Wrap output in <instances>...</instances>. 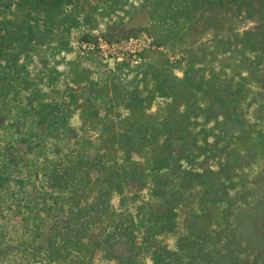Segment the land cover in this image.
<instances>
[{
    "label": "rangeland",
    "instance_id": "374dc122",
    "mask_svg": "<svg viewBox=\"0 0 264 264\" xmlns=\"http://www.w3.org/2000/svg\"><path fill=\"white\" fill-rule=\"evenodd\" d=\"M138 10H145L149 19L141 29L174 32L170 38L178 44L171 42L170 47L181 55L167 67L162 53H150L144 63L148 77L160 75L155 67L176 69L173 73L181 79L176 94L193 96L192 107L199 109L195 138L209 143L204 163L196 162L192 168L178 163L168 184L159 189L164 197L175 196L176 215L173 231L158 236L163 250L157 249L155 260L165 259L163 264H264V0H0V38L6 52L0 61V96L6 94L0 131L8 132V120L26 107L10 132L16 131V137L23 130L30 133L27 149L17 145L14 136L5 150L0 145V252L7 258L3 264H129L115 256L118 246L109 249L110 226L129 225L130 212L136 214L142 202L154 205L160 199L140 190L124 211L120 196L115 195L106 213L96 215L100 223L95 216L91 222L86 207L80 218L73 214L79 202L73 205L72 200L83 189L79 192L77 185L66 183L59 186V176L51 171L61 163L72 168L71 160L81 144L102 142L94 107L103 102L102 76L120 64L103 62L89 52L79 54L80 66L73 58L76 67L72 68L66 63L68 57L77 56L80 39L97 34L107 39L124 37L101 30ZM93 12L101 15L99 22L94 15L90 18ZM66 45L71 52L63 50ZM64 95L73 96L74 101L66 103ZM52 103L59 107L55 112L67 125L68 138L56 135L54 127L59 125L54 116H42ZM142 153L146 157L150 152ZM27 156L46 169H38L36 175L40 196L39 210L31 214L35 219L21 224L19 215L13 214L16 202L12 198L18 199V212H27L25 201L33 198L27 183L33 174L25 171L30 168L24 160ZM20 175L24 178L21 189ZM51 228L63 230V234L51 233L53 242L47 241ZM92 235H97L98 246L86 245ZM36 237L44 249L37 251L27 241ZM147 260L153 264L152 258Z\"/></svg>",
    "mask_w": 264,
    "mask_h": 264
},
{
    "label": "trees",
    "instance_id": "16d2710c",
    "mask_svg": "<svg viewBox=\"0 0 264 264\" xmlns=\"http://www.w3.org/2000/svg\"><path fill=\"white\" fill-rule=\"evenodd\" d=\"M1 27L0 25V35L3 34ZM3 43V39L0 38V61L6 57ZM20 59L22 57L18 58L19 61ZM13 60L17 61L16 58ZM145 65L129 66L120 63L116 67L117 70H112L108 75L102 76L105 90L100 91V96L103 102L99 105L100 107H94V112L97 108V123L103 135L102 142L92 144L93 146L87 143L81 144L79 154L73 158L74 160H71L72 168L66 163H61L58 169L51 171V174L59 176V186L66 183L77 185L79 192L83 189V192L76 194L72 200L73 205L79 202L73 214L80 218L84 207H86V210L93 212L92 215L90 213L87 216L92 218L91 222L95 220V216L100 223V219L96 215L106 213L115 195L120 196L119 206L121 209L127 211L129 204L131 205L138 198L140 190H148L155 194L160 199V203L148 205V203L142 202L136 214L130 212L131 225L121 224L122 222L112 224L110 232L108 231L110 236L107 235V239L110 250H117L116 246L119 247L120 250L118 249V254L115 256L121 258V263L123 261L129 264H147V259L152 258L153 264H163L165 259L155 260L157 249L163 250V246L158 244V236L173 231V219L176 213L172 202L175 196L164 197L159 189L168 184V178L177 171L178 163L186 164L190 168L196 162L204 163L208 156L207 146L209 143L207 141L198 142L195 138V117L199 109L192 107L193 96L190 99L188 95L181 97L176 94L175 87L178 82L181 83V79L175 77L174 71L158 67L155 69L160 75L148 77L147 73L149 72L146 71ZM182 82L184 83V80ZM5 96L6 94L0 96V109L1 104L6 100ZM4 98L5 100H3ZM64 100L66 103L73 102L74 97L64 95ZM152 106L154 111L150 112L149 108ZM26 109L24 107L22 111H16L14 119H7L10 125L8 124L5 128L8 129V132L5 131L3 134L0 131L2 149L5 150L9 146L12 136L15 141L17 140V145H24L26 149L30 146L27 144L29 132L23 130L17 137L15 136L16 131L10 132L15 129L16 119L22 116ZM47 109L49 111H45V114L42 115L43 118H48L49 114L54 116L55 124L59 125V127H54L57 131L56 135L61 136L60 138H68L65 131L67 125L60 122L57 117L58 113L55 112L59 109L58 105L52 103ZM21 129H23V125ZM3 138L7 141L2 143ZM145 150L150 152L146 157L142 153ZM179 150L180 153H178ZM8 154L10 159L12 155ZM137 157L143 159L136 160ZM9 159L8 161H10ZM24 160L28 164L30 163L28 166L30 168L25 171L28 174H33L31 177L29 174L27 178L33 198L25 201L29 205V209H32V211L27 209L29 213L18 212L20 209L17 205L18 199L12 198L16 202L13 214L17 218L19 215L18 219L21 224H26L27 220H34L35 217H32L31 214H36L39 210L40 189L36 175L38 169L44 168L39 167L37 163L33 164L28 156ZM21 170L18 169V171ZM23 179L21 175L17 178L19 189L22 188ZM21 192L23 193V190ZM80 201L84 205L80 206ZM6 205L5 208L9 209V203ZM134 215L136 219H132ZM21 218L25 221H22ZM83 227L82 231L85 232L87 225L83 224ZM55 230L63 234V230L51 228L47 241H55V237L51 234L55 233ZM95 236L97 235L87 238V246H98L99 243ZM27 241L30 245H34L37 251L44 249V245L38 241L37 237L33 240L27 239ZM0 258V264H3L2 260L6 258L4 252H0Z\"/></svg>",
    "mask_w": 264,
    "mask_h": 264
},
{
    "label": "built area",
    "instance_id": "2783aa9c",
    "mask_svg": "<svg viewBox=\"0 0 264 264\" xmlns=\"http://www.w3.org/2000/svg\"><path fill=\"white\" fill-rule=\"evenodd\" d=\"M77 48L81 56L93 52L103 62H123L130 66L146 63L152 51H157L165 56L167 67L173 66L181 58L180 53L173 51L168 44L158 42L154 33L147 29L117 39H107L103 35L97 34L93 38L80 39L77 42Z\"/></svg>",
    "mask_w": 264,
    "mask_h": 264
},
{
    "label": "crops",
    "instance_id": "0c3cea01",
    "mask_svg": "<svg viewBox=\"0 0 264 264\" xmlns=\"http://www.w3.org/2000/svg\"><path fill=\"white\" fill-rule=\"evenodd\" d=\"M93 15H94V12L90 16V18ZM94 16H95V20L97 22H99L101 15L95 14ZM114 18H115V16H114ZM95 20H93V21H95ZM148 21H149V19L147 18V12L145 10H138V11H135L133 15H128V16L124 17L122 20L113 21V23H111L108 27H106V29H104V30L100 29V30L109 36L121 34V35H125L124 37H126V36H130V35H134V34L138 33L140 30H142L141 28L146 27V25L148 24ZM96 30L99 31V28H96ZM155 31L154 32L152 31V32L154 33L158 42L168 44L169 46H171L172 43L178 44L177 42H175V39L170 38V37L175 36L174 32H171L168 29H164V28H160V29L157 28ZM63 50L65 52L68 50H69V52H71V48L69 47V45H66V48H63ZM73 58H74V60L77 59L75 64L78 63V65L80 66L82 59H81V56L79 55V53H77L76 57L72 56V59H69V57H68V61L66 63L70 64V65L72 64V66H73L72 68L76 67L77 64L75 65L73 63L74 61H72ZM83 64L86 65L87 62L86 63L83 62ZM174 71H176V69H174ZM175 73L177 74L178 71ZM178 76H181V75H178ZM80 97H83V96H80Z\"/></svg>",
    "mask_w": 264,
    "mask_h": 264
}]
</instances>
